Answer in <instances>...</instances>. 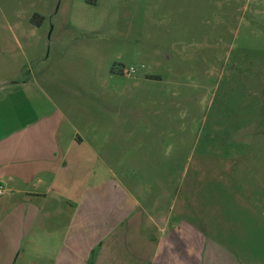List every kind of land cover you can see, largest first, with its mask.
<instances>
[{"label":"rangeland","instance_id":"374dc122","mask_svg":"<svg viewBox=\"0 0 264 264\" xmlns=\"http://www.w3.org/2000/svg\"><path fill=\"white\" fill-rule=\"evenodd\" d=\"M14 80L106 124L109 186L175 185L218 150L264 148V0H0V88ZM255 189L219 194L215 236L264 264Z\"/></svg>","mask_w":264,"mask_h":264},{"label":"crops","instance_id":"0c3cea01","mask_svg":"<svg viewBox=\"0 0 264 264\" xmlns=\"http://www.w3.org/2000/svg\"><path fill=\"white\" fill-rule=\"evenodd\" d=\"M52 95L37 81L0 88V264H255L214 224L219 194L235 203L253 185L264 216V148L218 150L191 178L186 165L175 185L125 193L108 184V150L93 146L106 124Z\"/></svg>","mask_w":264,"mask_h":264},{"label":"built area","instance_id":"2783aa9c","mask_svg":"<svg viewBox=\"0 0 264 264\" xmlns=\"http://www.w3.org/2000/svg\"><path fill=\"white\" fill-rule=\"evenodd\" d=\"M134 72H135V70H134L133 68H131V69L127 72V74L134 73ZM3 194H4V190L0 187V196L3 195Z\"/></svg>","mask_w":264,"mask_h":264}]
</instances>
